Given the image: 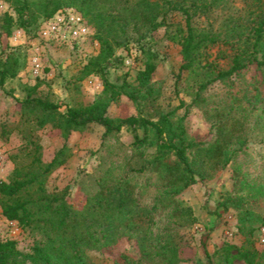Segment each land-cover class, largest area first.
I'll use <instances>...</instances> for the list:
<instances>
[{"label":"trees","instance_id":"1","mask_svg":"<svg viewBox=\"0 0 264 264\" xmlns=\"http://www.w3.org/2000/svg\"><path fill=\"white\" fill-rule=\"evenodd\" d=\"M230 0H12L14 14L4 13L1 28L6 36L13 26H29L50 18L56 11L74 7L94 28L99 43L78 78L94 74L102 81V93L86 105L66 106L37 95L35 86L19 100L21 120L36 128L50 126L66 139L73 131L100 125L102 138L126 129L132 136V153L123 165L106 166L94 178L95 189L74 201L68 188L47 191L49 174L70 156L62 145L49 161H43L40 145L25 135L30 148L16 162L11 177L0 183L2 214L40 233L29 249L11 239L0 241V264H94L88 252L104 251L120 239L136 243L138 258L123 254V264H180L182 246L178 231L196 222L190 206L178 196L197 178L212 177L231 164V179L240 195H228L220 203L237 212L240 246L225 243L208 255L209 264H264V248L254 246L264 225L256 203L264 198V156L252 150L253 136L264 141V0H242L236 12L216 21L213 14ZM170 12L183 25L168 34L180 46L181 64L175 89L190 96L178 106L162 109L151 81L156 54L141 49L144 57L132 82H112L108 67L116 47L142 41L166 23ZM204 16L206 25L198 26ZM20 67L14 52L0 57V89ZM250 76H246L249 70ZM183 82V83H182ZM214 84L220 89L213 90ZM125 96L150 107L146 114H108L112 103ZM196 106L211 124L212 140L190 138L185 118ZM184 109L182 114L179 109ZM150 150V152H149ZM235 251V253H232ZM214 259L216 261H214Z\"/></svg>","mask_w":264,"mask_h":264},{"label":"rangeland","instance_id":"2","mask_svg":"<svg viewBox=\"0 0 264 264\" xmlns=\"http://www.w3.org/2000/svg\"><path fill=\"white\" fill-rule=\"evenodd\" d=\"M241 6L242 0H230L227 7L215 12L213 17L219 21L237 9L240 10ZM66 11L82 16L74 7H66L56 11L47 20L41 21L39 18L28 30L13 26L11 34L6 36L1 28L3 16L6 12H14L12 0H0V57L4 58L6 54L14 52L20 61L16 76L8 78L0 89V147L5 150L6 156L0 169V181L9 180L16 162H29V158L22 155V152L25 148H30L25 138L30 129L31 136L41 147L43 161L51 160L62 145L68 147L70 156L49 174L46 189L51 192L67 187L69 196L80 203L86 192L91 193L95 189L94 178L99 176L106 166L125 163L126 157L133 152L132 136L128 130L122 129L117 136L103 139L102 127L91 125L85 131L71 132L64 139L57 129L50 126L36 128L33 123H24L21 120L19 100L27 95L29 87L35 86L37 95L46 96L59 103L60 110H64L66 106L91 103L102 93V81L98 75L90 74L82 79L78 78L82 75V68L88 59L95 56L99 50L93 26L82 17L88 32L78 42L71 39L64 29L57 34L44 36L42 33L55 15L63 16ZM206 21L204 16L195 19L198 26L206 25ZM182 25L181 16L170 12L166 23L148 33L142 41L116 47L115 57L108 67V78L117 84L125 79L132 82L138 69L142 68L144 57L141 49L145 48L157 56L156 68L151 78L160 92L157 106L162 109L173 108L178 106L181 99L188 104L190 96L180 89L182 84L177 88L179 92L175 89V76L181 64L180 46L175 39L168 36L173 35L176 27ZM252 73L254 71L250 69L246 76ZM219 87L218 84L212 86L213 90H218ZM148 108L151 109L121 96L119 102L110 105L108 114H146ZM183 111V108L179 109L178 113L182 114ZM185 126L190 138L205 142L212 140L214 131L211 124L196 106H190L188 109ZM252 138V150L264 156V141L260 135H254ZM231 168L232 165L229 164L210 178H197L178 196L180 201L192 208L197 219L192 226L182 227L178 231L183 258L180 264H209L208 255L219 250L225 243L237 246L243 244V237L236 229L237 212L231 207L226 210L220 207V203L228 195H240L232 185ZM255 206L257 213L264 219V198ZM15 222L14 234L10 239L14 240L20 249L27 250L35 239L40 238V233L22 226L16 220ZM254 246L259 250L264 248L258 239H255ZM88 254L94 264H123V254L134 258L140 256L136 243L126 238L120 239L104 251L91 250ZM233 264L244 262L235 260Z\"/></svg>","mask_w":264,"mask_h":264},{"label":"built area","instance_id":"3","mask_svg":"<svg viewBox=\"0 0 264 264\" xmlns=\"http://www.w3.org/2000/svg\"><path fill=\"white\" fill-rule=\"evenodd\" d=\"M64 29L67 31L68 36L75 42L83 39L86 36L88 30L83 24L82 16L75 14L71 11H66L63 16L55 15V17L48 23L43 35H49L50 33H60ZM5 150L0 147V169L5 162ZM2 181H0L1 183ZM16 227L15 220L7 219L0 210V241L10 239ZM257 239L259 244L264 246V226H261L258 231Z\"/></svg>","mask_w":264,"mask_h":264}]
</instances>
